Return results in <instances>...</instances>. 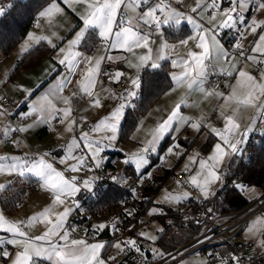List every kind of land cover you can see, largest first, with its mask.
I'll return each mask as SVG.
<instances>
[{"label":"snow or ice","instance_id":"1","mask_svg":"<svg viewBox=\"0 0 264 264\" xmlns=\"http://www.w3.org/2000/svg\"><path fill=\"white\" fill-rule=\"evenodd\" d=\"M61 3L78 17L77 23L64 29L68 36L56 30L63 28L58 20L66 15ZM76 6L81 7L78 10ZM17 7L32 10L30 5L11 3L0 6V18ZM35 11L50 34L29 32L18 54L23 59L38 51L37 46L47 45L55 53L53 63L45 69L48 80L44 91L36 94L44 81L35 88L16 86L22 98L14 102L15 112L0 95V101H5L0 103V119L5 121L0 127V142L13 144L17 150L26 148L21 137L41 126L56 131L57 125H63L71 137L59 145L57 153L0 155V176L15 177L0 183V204L21 201L22 183L35 185L50 196L47 206L24 220L9 219L0 208V264H125L120 257L133 253L139 256L133 264H188L165 247L164 227H157L155 233L139 228L135 237L120 238L117 234L123 222L117 218L110 224L91 225L90 243L88 239L73 238L79 229L74 221L84 215L85 203L91 207L107 202L122 189L140 200L139 189L152 179V158L155 156L164 165L169 164V157L179 159L185 154L176 142V134L185 128L198 135L207 130L216 138L212 150L206 157L198 152L188 154L181 168L188 174L187 179L176 180L180 190L163 189L162 196L155 200L144 196V202L150 205L146 213L163 217L166 207L170 210L195 200L203 206V216L217 219L209 204L217 198L216 186L224 183L226 172L221 168L225 160L245 156L252 133L259 131L264 136V19L255 15L264 13V0H193L186 10L184 0H44ZM36 27L41 28V24L37 22ZM228 35L234 36L231 44L225 42ZM249 35L254 39L245 47ZM178 50L184 51L181 54ZM117 62H122L124 68H108V64ZM128 70L134 71L130 74ZM105 80L123 90L102 87V96L97 84L103 85ZM221 80L224 90L219 88ZM0 84L6 85L7 81ZM178 89L184 92L167 115L148 131L136 151L125 154L122 163L132 175L106 173V152L125 138L136 140V133L143 127L138 114L144 102L153 95H170ZM197 95L200 100L193 101ZM74 98L86 107H75ZM209 98L221 101L213 112L223 120L222 127L215 126L207 113L201 112L195 118L184 114ZM105 100L111 102L110 107ZM93 109H102L103 115L84 130L88 118L80 112ZM246 111L252 114L242 125ZM166 141L171 142L165 147ZM185 183L195 195L184 188ZM234 187L264 205V184L259 186L260 191L243 183ZM136 214L135 208H125L123 213L129 218ZM195 223L207 226L205 220L196 219ZM37 225H43V231L34 235L32 229ZM257 225L264 226V216L253 220L242 234L264 249V227L258 230ZM133 228L137 225L127 226L126 230ZM106 230L112 232L113 239H97ZM88 231L85 229V236ZM201 235L207 237L206 232ZM142 240L150 242L151 247L144 249ZM110 250L115 254H109ZM250 261L251 257L245 260L233 251L221 255L218 262L213 256L197 264Z\"/></svg>","mask_w":264,"mask_h":264},{"label":"rangeland","instance_id":"2","mask_svg":"<svg viewBox=\"0 0 264 264\" xmlns=\"http://www.w3.org/2000/svg\"><path fill=\"white\" fill-rule=\"evenodd\" d=\"M0 6H2L0 4ZM80 8L81 6H77ZM257 19H264V13H255ZM64 21L63 18H59L58 24H61ZM57 30V29H56ZM33 32V31H31ZM36 34H46V30L44 28H37V32H34ZM50 34V33H49ZM26 38V37H25ZM24 38V39H25ZM23 39V40H24ZM254 37L252 35H249L247 40L244 42L245 46L247 47L251 42L253 41ZM23 40L20 42L22 43ZM7 56V55H0V81H7L6 85L0 84V95H3L5 97H8L9 99L15 101H18L22 98L21 92L19 89L16 87L17 85H23L26 87H32L35 88V86L40 83L41 81H44V84L46 85L48 77L45 75V69L50 63H53L52 57L53 55H45L40 63L32 68H22L19 72V74L16 77H13V71L15 70V63L16 61L21 57L19 56V45ZM54 54V53H53ZM19 59V60H20ZM253 69V68H251ZM250 70V69H249ZM253 71V70H250ZM255 73V72H254ZM43 85V84H42ZM41 85V86H42ZM45 85L44 87L38 91L36 94H39L40 92L45 90ZM200 100L199 95L195 96L194 101ZM2 103V101H0ZM74 106L81 108L83 106V103L78 100L74 99L73 100ZM105 105L110 107L111 102L105 100L104 101ZM219 103H221L220 100L216 98H209L207 100H204L203 102L200 103L199 107L195 108H189L186 112L188 113V116H192L195 118L196 115L201 114V112L209 114L212 119V123L217 126V127H222L223 126V120L220 118L215 117V113L213 112L214 108H217ZM86 107V106H85ZM13 111V110H12ZM15 112V109L14 111ZM81 115L87 116L88 121H91L92 123L96 121L100 116L103 115V110H89L87 112L81 111ZM250 111H246L242 115L241 123L242 121L248 119L251 116ZM146 116V115H145ZM143 116L141 121L143 122V127L139 132L136 133V140H128L126 143H121L117 145L116 148L120 152L123 153H128L132 151H136L139 142L147 136V133L150 129L155 127V122H151L147 117ZM5 121L0 119V127L3 126V123ZM28 123H31V120L28 121ZM243 124V123H242ZM86 125L84 126V130H86ZM260 134L259 131H256ZM254 132V133H256ZM193 133V131H192ZM253 133V134H254ZM63 137L62 139L60 137ZM71 137L70 133H67L64 131V126L63 125H57L56 126V131H52L48 129L45 126H41L40 128L34 129L31 131L29 134H25L23 137H21L24 142L28 145L26 148H21L17 150L15 148V145L6 143V142H0V155L4 154H9V155H22L23 153H29L31 154L32 152H43V151H50L51 146H55L57 149L53 153H57L60 151L59 145L66 143ZM209 135L207 134V131H205V134L199 137H196V135L191 138V147L188 148L185 145H182L179 143L178 138L176 137V142H178L181 145V150L185 153L182 155L179 159H177L175 156L169 157V164H167L168 168H174L175 173L170 176L166 182L163 184V186L160 187L158 190L157 194L154 197L155 199H159L162 194H163V189H168L170 191H179L180 189L177 188L176 185V180L178 179L176 177V173H181V168L183 167L184 163L186 162V157L188 154H194L196 152L200 153L201 156L206 157L210 151L212 150L211 146L209 148H205L204 144L208 142L209 140ZM261 134L258 136V142L261 140ZM251 143V137L249 138L248 145ZM125 158V157H124ZM153 161V159H152ZM241 165V157H233L231 161L228 159L225 160L223 167L221 168L222 172H226L224 183L222 185H217V193H219L225 188L227 183L229 182L231 176L239 170V167ZM60 168H63L62 165H58ZM230 169V170H229ZM195 167H193V172L195 171ZM66 175H72V173H66ZM80 175H82L80 173ZM186 179H187V175ZM15 177H7V176H0V183L6 182L8 180H14ZM37 187V186H36ZM256 187L258 191L261 189L258 186H253ZM189 191H191L188 188H185ZM243 196L251 201V203L257 201L255 198H250L248 194L242 192ZM48 193L45 191H42L39 187L37 188H31L29 191L28 196L26 197L24 203L18 208V210L13 214V215H6L9 219H15V220H24V218H27L28 216L32 215L34 212L41 210L43 207L47 206L48 203H50V199H48ZM217 195V196H218ZM182 206V205H181ZM180 207V206H179ZM1 208V206H0ZM166 209H168L166 207ZM172 209V208H171ZM177 209V208H174ZM147 216V214H146ZM264 216V209L256 213L248 222L246 229L253 220L256 218ZM152 216H147L148 220H153L152 223L148 224L145 226L144 230L151 231L153 233L156 232L157 227H164L163 222L159 220L158 218L154 219L151 218ZM156 217V216H155ZM264 226L257 225V229L259 230ZM37 231L41 233L43 231V225H37L36 226ZM242 241L246 243H252L253 245L249 248L250 253H256L258 251H261L262 249L258 246V244L253 243L251 240L247 238L246 234H242L239 237ZM145 243V246L147 249L151 247L150 242L148 241H143ZM158 246V244H157ZM226 247L224 246H218V247H209L207 250H199L196 251L188 256H185L182 259H185L188 264H197L198 261L202 259H208L210 255L215 251L217 254H222L226 252ZM121 260V257H120Z\"/></svg>","mask_w":264,"mask_h":264},{"label":"built area","instance_id":"3","mask_svg":"<svg viewBox=\"0 0 264 264\" xmlns=\"http://www.w3.org/2000/svg\"><path fill=\"white\" fill-rule=\"evenodd\" d=\"M108 68L114 69L113 67L107 65ZM115 70V69H114ZM110 85L108 81H104L103 85L98 82V88L102 89V87H107ZM224 83L221 80L219 83V88L222 89L224 87ZM6 101L8 102V106L10 111H14V101L5 97ZM5 101H2V103ZM92 123H87L86 129L91 127ZM259 133L256 132L251 136V143L257 140V135ZM123 143V142H121ZM50 151L55 152V146L50 147ZM254 151L249 146L246 147V155L241 158V164H246L249 162L251 157L253 156ZM106 160H105V171L106 173L116 174L117 172L124 173L125 175L131 176L132 172L131 169H127L122 161L125 157V153L120 152L118 149H109L106 152ZM152 164L149 168V171L152 173V179L146 180L143 187L139 189L141 199L136 200L131 195L127 194L124 198L120 199L119 202H115L114 204L110 203L109 205H102L99 206V203L89 207L88 203H85L84 208L86 209L83 216L77 218L74 223L79 225V229L77 232L73 233L74 238H84L88 239L91 243L92 240V232H91V225L97 224L100 222H107L111 223L112 220L119 218L123 223L120 225L121 231L117 235L120 238H126L128 236L135 237L136 231L139 228L145 227V225L151 221L148 220L146 215L139 216L136 218H129L126 215H123L124 209H133L137 208L140 205L141 200L144 197V193L150 187H152L156 180L155 178L164 173L167 169V164L161 165L160 161L154 156ZM238 172V171H237ZM83 175V173H81ZM176 177L180 179L182 182L186 181V175L184 173H176ZM243 175L238 172L234 177L227 183L225 188L219 193L217 197L221 200H224L227 192L230 187L234 186L237 183L242 182ZM108 184L111 181H107ZM129 183H132L130 180ZM184 188H188L193 191L194 195L195 192L191 188V186L187 183L184 184ZM123 190V189H122ZM50 198V196H49ZM113 202V201H111ZM212 204V203H211ZM211 204L209 206L211 207ZM264 209V205H261L258 200L249 204L248 206L238 209L235 211H231L228 213H220L215 215L217 219L215 220H208L207 217L203 216L202 213L204 212V208L201 204L194 200V202L188 201L182 204V206L178 207L177 209L166 210V215L163 217L156 216L153 217L154 219L158 218H170V219H180L183 223V226H174L171 229H166L168 231V240L170 243L178 245V249L175 250L173 255H177L178 259H182L185 256H188L196 251L205 250L209 247H217V246H228L230 247L225 253L228 252H235L236 254L241 255L245 260L251 257L250 264H264V249L258 251L256 253H250L249 248L253 245L252 243H246L242 241L239 237L248 224L249 220L259 211ZM184 216L189 217L188 220H184ZM87 217H91V219H87ZM196 219H201L207 221V226L205 227L204 224H196ZM144 221L143 225L139 224V221ZM173 221V222H174ZM137 225V228H133L132 231H127L126 227L130 225ZM85 229H89L87 236H85ZM230 229H235L234 231ZM207 233V237L201 235V233ZM97 239L102 240H110L113 239L112 232L110 230H106L105 232L99 233ZM202 241V242H201ZM142 243L144 249L147 250L145 243ZM183 253L181 257L179 254ZM224 253V254H225ZM223 254H217L215 251L210 255L209 260L213 256L216 257V261L218 262L219 257ZM139 256L137 254H129V256L124 257L121 261L125 262V264H133V260H138ZM149 259L152 257L149 254ZM154 264H159L158 261H155Z\"/></svg>","mask_w":264,"mask_h":264},{"label":"trees","instance_id":"4","mask_svg":"<svg viewBox=\"0 0 264 264\" xmlns=\"http://www.w3.org/2000/svg\"><path fill=\"white\" fill-rule=\"evenodd\" d=\"M7 3L8 5L11 3H16L19 5H30L32 10L30 11L26 8L17 7L14 10L9 9L8 14L5 17L0 18V55L10 54L18 46V44L27 36L29 30L33 26L38 16V13L35 11V7L39 4L44 3V0H0V4L2 6H5ZM37 47L39 48L38 51L34 52L31 55H26V58L20 59L17 66L15 67V70L13 71V77H16L22 68L28 69L37 66L45 55H49L53 51L47 45ZM162 95L163 94L153 95L149 97L147 101L144 102V106L141 109V113L138 114L139 121L159 100ZM133 119H137V117H133ZM126 131H128V129H126ZM258 136H260V134H258L257 137ZM208 138V142L204 144L205 148H209L212 145L213 141L216 139L214 136H209ZM128 140L130 139L125 138L120 142L126 143ZM178 140L180 144L185 145L188 148L191 147V141H189L188 139L179 138ZM170 142L171 141H166L163 146L166 147L167 144ZM248 146L253 149L254 154L248 163L240 165L238 172L243 175L241 183L245 184L246 186L251 185L259 187L260 185L264 184V136L261 137L260 142H258L257 138L255 142L250 143ZM238 172H235L231 176L230 180ZM174 173L175 169L173 167L167 168L162 175H159L155 178V184L145 191L144 196H148L150 200H154V197L160 187L163 186L166 180ZM32 187L34 188L35 185L30 187L26 183L20 184L19 188L24 193V195L21 197V201H18L15 205L11 203L7 205L0 204L1 208L4 209L6 215H13L18 210V208L24 203ZM126 194V191L121 190L116 194L114 199H110L107 202H100L99 206L119 202V200L124 198ZM191 202H194V200H192ZM249 204H251V201L246 199L239 189L232 186L229 188L225 199L221 200L219 197L215 198V201L211 204V207L214 208L215 215H217L220 213H228L231 211L242 209L248 206ZM149 206L150 205L148 203H145L142 199L139 207L137 208V214L135 218L137 219L139 216L146 215V209ZM184 224L185 223H183L180 219H175L174 224L167 226L166 229L169 230L174 226H183ZM167 232L168 231H166V235L163 237V243L165 247L171 250V252H174L179 247L178 245L169 242ZM159 243L160 242L158 241V246ZM224 247H226L227 250H229L230 248L228 246ZM205 250H207V248Z\"/></svg>","mask_w":264,"mask_h":264},{"label":"crops","instance_id":"5","mask_svg":"<svg viewBox=\"0 0 264 264\" xmlns=\"http://www.w3.org/2000/svg\"><path fill=\"white\" fill-rule=\"evenodd\" d=\"M193 4V0H184V8L185 10L187 8H189L191 5ZM8 5V3L4 6L6 7ZM61 6L65 8V13L66 15L61 17L64 19V21L60 24V25H63V28H57V31L60 32L61 35H64V36H68L69 33L66 32L64 29H66L70 24H75L78 22V17H76V15L71 11L70 8H68L66 5H63L61 3ZM77 7V6H76ZM78 8V7H77ZM80 8H78L79 10ZM60 18V19H61ZM37 22H39L41 24V27L44 28L45 30L47 29V25H46V22L43 21V20H39L38 21V16L33 24V26L31 27V29L29 30V32L33 31V32H37V27H36V24ZM190 27V26H189ZM28 32V33H29ZM46 34H49V32L46 30ZM225 42L228 43V44H231L233 39H234V36L233 35H228L226 36L225 38ZM246 47V46H245ZM139 51V50H138ZM180 51V53L182 54L184 50H178ZM54 52L52 51L51 54L54 56L53 54ZM49 54V55H51ZM113 54H116V53H113ZM9 55V54H8ZM7 55V56H8ZM51 55V56H52ZM3 56V55H1ZM20 59V58H19ZM17 60L16 63H15V67L17 66L18 62L20 60ZM109 66L113 67L114 69H123L124 68V65L122 64V62H117V63H111V64H108ZM250 70H253V74H255L254 72V69H251V67L249 68ZM129 73L131 74L134 70H128ZM45 84H43L41 86L40 89L37 90L40 91L43 87H44ZM98 85V84H97ZM107 87H115L117 88L118 91H122L123 89L122 88H118V86L114 85V84H110L108 85ZM225 86L221 89V90H224ZM97 90L98 91H101V95L103 96L104 93L102 91V89H99L98 86H97ZM184 92V89H178L176 92H173L171 93L170 95H162L159 100L151 107V109L144 115L145 117L148 116L149 120L151 122H155V125L162 119L164 118L168 111L173 107L174 103L179 99V97L182 95V93ZM74 99H77V98H74ZM195 99V96L192 97V100L194 101ZM83 103V106L85 107L86 105H84V102L81 101ZM188 109H186L184 111V114L187 115L188 113L186 112ZM199 115H196L195 117H199ZM142 120V119H141ZM140 120V121H141ZM249 118L244 120V122L242 121L243 124H246L248 122ZM28 122V121H27ZM91 121H88L87 123H90ZM92 123V122H91ZM242 124V125H243ZM87 130V129H86ZM193 130L189 129V128H185V129H182L181 132L179 134H176V137L179 139V138H182V139H188L189 141H191V138L193 137V135L196 137H199V136H202V135H198L196 134L195 132L192 133ZM207 131V130H205ZM253 135V133H252ZM251 135V136H252ZM247 147V146H246ZM57 150V149H56ZM168 168V167H167ZM162 175V174H161ZM34 188H37L36 186ZM48 199L49 198V195H48ZM192 201V200H191ZM185 202H188V201H185ZM184 202V203H185ZM174 209V208H172ZM166 210H169V209H166ZM171 210V209H170ZM148 216V215H147ZM146 216V217H147ZM153 218V217H151ZM26 219V218H24ZM163 222V225H164V228H166L167 226H170V225H173L174 224V219H170V218H161L159 219ZM153 220L149 221L146 225L152 223ZM145 225V226H146ZM145 228V227H144ZM32 234L34 235H38L40 234L39 231H37L36 227L34 229H32ZM74 238V237H73ZM109 254H115V250H110V253ZM123 258V256H121V259Z\"/></svg>","mask_w":264,"mask_h":264}]
</instances>
